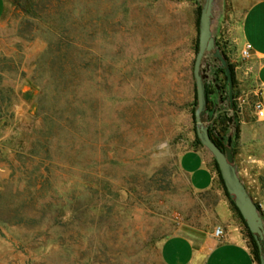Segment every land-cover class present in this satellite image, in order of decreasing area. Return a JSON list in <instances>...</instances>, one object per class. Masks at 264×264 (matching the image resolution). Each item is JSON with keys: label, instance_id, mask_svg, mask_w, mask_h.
<instances>
[{"label": "rangeland", "instance_id": "374dc122", "mask_svg": "<svg viewBox=\"0 0 264 264\" xmlns=\"http://www.w3.org/2000/svg\"><path fill=\"white\" fill-rule=\"evenodd\" d=\"M204 4L6 0L0 264H161L166 239L216 238L222 228L217 240L224 241L232 226L251 251L215 159L216 183L206 192L196 191L179 165L181 154L197 147L193 71ZM245 4L215 0L213 34L234 66L237 97L251 109V53L243 57L236 32ZM205 66L206 86L218 92L206 117L213 129L226 107L221 65L208 56ZM234 120L225 139L233 137L236 155L235 113Z\"/></svg>", "mask_w": 264, "mask_h": 264}, {"label": "crops", "instance_id": "0c3cea01", "mask_svg": "<svg viewBox=\"0 0 264 264\" xmlns=\"http://www.w3.org/2000/svg\"><path fill=\"white\" fill-rule=\"evenodd\" d=\"M1 3L0 20L6 0H1ZM236 28L239 47H251L249 70L254 82L247 88L248 95L253 94L264 102V0H246ZM238 119L240 139L234 163L264 218V119H257L247 105ZM212 159V154L203 146L181 154L180 168L196 191L206 192L215 186L216 171ZM229 236L224 241H218L208 233L172 236L161 245V264H258L237 226L231 227Z\"/></svg>", "mask_w": 264, "mask_h": 264}, {"label": "water", "instance_id": "95a60500", "mask_svg": "<svg viewBox=\"0 0 264 264\" xmlns=\"http://www.w3.org/2000/svg\"><path fill=\"white\" fill-rule=\"evenodd\" d=\"M215 21V0H205L202 8L199 23V44L194 63V79L197 96V108L195 111L196 134L203 147L213 156L218 164L224 185L227 192L234 200L235 205L240 211L249 230L254 235L259 244L264 243V218L257 203L250 196L246 186L241 181L237 168L234 163V150L232 147L233 137L227 139V146L223 151L220 149L210 136V125L207 123V95L206 83L210 79L205 61L208 56H212L215 62L225 69L229 83V97L225 103L227 116L230 119L229 127L234 125V95L233 80L228 66V61L216 45L213 34ZM223 102H220L222 104ZM261 264H264L262 257Z\"/></svg>", "mask_w": 264, "mask_h": 264}, {"label": "trees", "instance_id": "16d2710c", "mask_svg": "<svg viewBox=\"0 0 264 264\" xmlns=\"http://www.w3.org/2000/svg\"><path fill=\"white\" fill-rule=\"evenodd\" d=\"M199 23H200V9H199V17H198V21H197L198 26H199ZM198 44H199V40H198ZM198 44H197L196 52H198ZM217 45L220 47V50H221L222 54L224 55V57L227 59L228 66L230 67V72H231L232 80H233V95H234L233 110H234V112H235V114H236V116L238 118V114L236 113V111H237L236 99L238 98L237 97L238 92H237V81H236V76H235V69H234V66L230 63V60H229L225 50L220 46L219 43ZM217 78H218L219 84L221 85V92L220 93H221V96H222V100L224 102H226L228 100V97H229V83H228L227 75L225 73V69L222 66H220L218 68ZM211 92H213V96L212 97H210V95H209ZM217 94H218V92H217V90L215 89V87L213 85L212 86H206L207 111H208V109H210L212 111L213 107L216 106L217 101H216V99H213V98L214 97L216 98ZM196 101H197V96H196ZM220 113L221 114L219 115L218 119L215 121V128H213V129L210 128V136H211L212 140L215 142V144L220 149H222L224 151L226 146H227V140L225 139V135H226V132L228 131L230 119L227 116L226 109H224ZM194 122H195V115H194ZM195 125H196V123H195ZM239 139H240V125H239V122H238V127L236 129V136H235V140L236 141L235 142L239 141ZM195 146H202L199 138L197 137V134H196V137H195ZM234 155H235V151H234ZM214 165H215V169L217 171V174H218V176L220 178V181H221V183L223 185L225 194H226L227 198L230 201L232 209L234 210L236 215L240 218L242 224L245 227V230H246V233H247V237L250 240L251 253H252L253 257H254V260L258 264H261V260H262L263 253H264V243L261 242V244H259L258 241L256 240V238L254 237V235L249 230V228H248L245 220L243 219L240 211L238 210L237 206L235 205L234 200L231 198V196L227 192V189H226V187L224 185V181H223L222 176H221V172H220L218 164H217V162L215 160H214ZM258 207H259V205H258ZM259 209H260V207H259ZM260 212H261V209H260Z\"/></svg>", "mask_w": 264, "mask_h": 264}, {"label": "built area", "instance_id": "2783aa9c", "mask_svg": "<svg viewBox=\"0 0 264 264\" xmlns=\"http://www.w3.org/2000/svg\"><path fill=\"white\" fill-rule=\"evenodd\" d=\"M250 53H251V47L250 46L245 47V49L243 50V57L248 58L250 56ZM246 101L247 100L243 96H240L236 99V103H237L236 113L238 115L241 114V112L243 111V107L247 104ZM251 110L253 111L257 119H264V102L262 99L256 98V100H254L251 105ZM224 234H225L224 229L217 228L214 236L218 240H220L224 236Z\"/></svg>", "mask_w": 264, "mask_h": 264}]
</instances>
